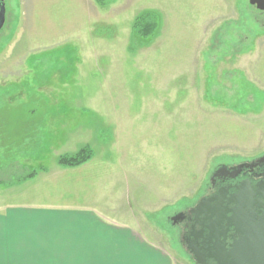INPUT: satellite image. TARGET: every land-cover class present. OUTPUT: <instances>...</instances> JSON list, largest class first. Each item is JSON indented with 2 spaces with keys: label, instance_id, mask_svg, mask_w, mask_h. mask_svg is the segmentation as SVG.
Here are the masks:
<instances>
[{
  "label": "rangeland",
  "instance_id": "374dc122",
  "mask_svg": "<svg viewBox=\"0 0 264 264\" xmlns=\"http://www.w3.org/2000/svg\"><path fill=\"white\" fill-rule=\"evenodd\" d=\"M103 2L4 0L0 207L89 206L194 264L169 217L218 165L264 154V12L250 0ZM145 10L157 32L130 49ZM84 145L86 162L58 165Z\"/></svg>",
  "mask_w": 264,
  "mask_h": 264
},
{
  "label": "crops",
  "instance_id": "0c3cea01",
  "mask_svg": "<svg viewBox=\"0 0 264 264\" xmlns=\"http://www.w3.org/2000/svg\"><path fill=\"white\" fill-rule=\"evenodd\" d=\"M33 200L0 207V264H172L137 229L92 207Z\"/></svg>",
  "mask_w": 264,
  "mask_h": 264
},
{
  "label": "flooded vegetation",
  "instance_id": "af4514ba",
  "mask_svg": "<svg viewBox=\"0 0 264 264\" xmlns=\"http://www.w3.org/2000/svg\"><path fill=\"white\" fill-rule=\"evenodd\" d=\"M257 158L238 163H224L215 167L210 173L209 180L203 187L201 194L194 201L188 203L169 217L168 222L173 229L174 238L177 240L178 246L182 248L194 264L196 257L202 258L204 264L218 263L213 258L208 257L210 252L216 250L214 248L216 240L209 235V231L206 229V225L209 222L205 218V214L200 213L199 217H196L191 210L199 202L205 203V200L215 196L223 199L224 207L233 205L232 203L227 205L226 201L232 194H238L239 192L246 195L254 194L252 197L254 201L264 203V163L255 162ZM242 163H245V165L238 169L237 173H233L235 170H232L231 167H236V165ZM221 167H226L229 170L213 176ZM210 204L214 205L215 201L210 202ZM178 214L180 216H177ZM227 215H230V213H227ZM218 230H224L225 235L219 236V241L223 243L225 249H228L232 242V236L237 237V234L232 226L228 227L224 219Z\"/></svg>",
  "mask_w": 264,
  "mask_h": 264
},
{
  "label": "water",
  "instance_id": "95a60500",
  "mask_svg": "<svg viewBox=\"0 0 264 264\" xmlns=\"http://www.w3.org/2000/svg\"><path fill=\"white\" fill-rule=\"evenodd\" d=\"M259 11L264 12V0H250ZM5 20L4 0H0V29ZM255 162L264 163V154L258 157ZM253 164V163H252ZM245 163L231 167L237 173L238 169ZM226 167L218 169L213 176L228 171ZM254 194H232L226 201L230 206H223L222 198L215 196L205 200V203L199 202L191 211L199 217L200 213L205 214L208 220L206 229L209 235L216 240L214 243V252H210V258L217 261L218 264H264V203L254 201ZM215 201L214 205L210 202ZM206 205V206H205ZM230 213V215H227ZM177 216H180L178 214ZM226 220L228 227L232 226L237 237L232 236V242L228 249H225L223 243L219 241V236H224V230L219 231L221 222ZM216 244V245H215ZM201 258L195 259V264H204Z\"/></svg>",
  "mask_w": 264,
  "mask_h": 264
},
{
  "label": "trees",
  "instance_id": "16d2710c",
  "mask_svg": "<svg viewBox=\"0 0 264 264\" xmlns=\"http://www.w3.org/2000/svg\"><path fill=\"white\" fill-rule=\"evenodd\" d=\"M98 3L104 4L103 0H97ZM159 14L153 10H145L140 13L133 22V39L131 40V48L137 46V39H140L142 44L148 43L157 32L159 26ZM136 39V40H135ZM91 157V151L88 146H81L72 154L61 155L58 158V165L62 167H74L86 162ZM35 175V171L28 172L24 178H31Z\"/></svg>",
  "mask_w": 264,
  "mask_h": 264
}]
</instances>
